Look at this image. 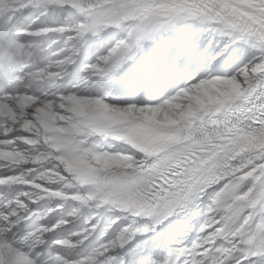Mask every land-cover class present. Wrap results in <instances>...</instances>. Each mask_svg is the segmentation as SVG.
Here are the masks:
<instances>
[{
	"label": "snow or ice",
	"instance_id": "obj_1",
	"mask_svg": "<svg viewBox=\"0 0 264 264\" xmlns=\"http://www.w3.org/2000/svg\"><path fill=\"white\" fill-rule=\"evenodd\" d=\"M56 9L83 19L48 26ZM30 40L50 41L43 69L24 62ZM0 92V171L24 169L0 176V264H264V0H0ZM43 200L61 203L34 211ZM103 207L121 215L61 237ZM92 238L85 258L50 251Z\"/></svg>",
	"mask_w": 264,
	"mask_h": 264
},
{
	"label": "bare ground",
	"instance_id": "obj_2",
	"mask_svg": "<svg viewBox=\"0 0 264 264\" xmlns=\"http://www.w3.org/2000/svg\"><path fill=\"white\" fill-rule=\"evenodd\" d=\"M51 16L50 17H48L47 18V21L48 22H50L51 21ZM49 24V23H48ZM52 26V25H51ZM42 46V47H41ZM48 46H49V44H47V45H42L40 42L39 43H37V46H33V47H29L28 46V48H27V50L29 51V52H31V53H33V55H31V56H27V57H33V58H47V59H49V56H48V54L46 53V52H44V51H42V50H44V49H48ZM53 47H55V46H53ZM77 73L78 72H75L74 71V77L75 78H78L77 77ZM72 74H73V72L72 71H69V75H66L62 80H58V81H56L55 83L58 85V84H61V83H63L64 82V80L65 79H67V77H69V76H72ZM95 79V78H94ZM47 85H48V88H50V83L49 82H45ZM88 90H92V91H94L93 89H88Z\"/></svg>",
	"mask_w": 264,
	"mask_h": 264
}]
</instances>
